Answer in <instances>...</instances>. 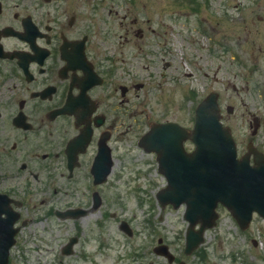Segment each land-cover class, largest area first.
Returning a JSON list of instances; mask_svg holds the SVG:
<instances>
[{
  "label": "rangeland",
  "instance_id": "rangeland-1",
  "mask_svg": "<svg viewBox=\"0 0 264 264\" xmlns=\"http://www.w3.org/2000/svg\"><path fill=\"white\" fill-rule=\"evenodd\" d=\"M89 2L97 3L98 10L90 13ZM77 4L83 6L82 16L97 23L94 42L101 55L126 59L130 82L136 85L133 130H118L109 180L113 188L103 191L106 204L75 223L55 219L53 224L39 210L36 222L23 230L20 259L12 264H168L152 252L159 239L175 256L174 264H264V219L253 217L241 231L225 210L206 231L203 245L185 256L184 206H160L156 194L165 179L155 156L137 145L151 123L175 122L191 129L196 106L214 92L239 156L249 142L264 153V0ZM253 117L260 125L254 134ZM122 221L132 236L120 230ZM75 228L83 233L72 255L64 256L62 247Z\"/></svg>",
  "mask_w": 264,
  "mask_h": 264
},
{
  "label": "flooded vegetation",
  "instance_id": "flooded-vegetation-1",
  "mask_svg": "<svg viewBox=\"0 0 264 264\" xmlns=\"http://www.w3.org/2000/svg\"><path fill=\"white\" fill-rule=\"evenodd\" d=\"M77 1L0 0V258L6 254L7 264L20 259L23 230L39 210L46 221L75 223L106 204L118 130L132 129L136 85L126 59L101 55L97 23ZM79 228L62 254L72 255Z\"/></svg>",
  "mask_w": 264,
  "mask_h": 264
},
{
  "label": "water",
  "instance_id": "water-1",
  "mask_svg": "<svg viewBox=\"0 0 264 264\" xmlns=\"http://www.w3.org/2000/svg\"><path fill=\"white\" fill-rule=\"evenodd\" d=\"M221 118L218 95L212 93L197 106L192 130L176 123L152 124L138 142L146 152L156 154L158 171L167 181V187L157 195L160 204L186 206V255L202 244L204 231L215 225L218 203L230 212L241 230L249 226L254 214L264 219V154L249 143L247 153L238 158L231 131ZM258 125L254 119L253 134ZM187 141L194 145L190 153L184 147ZM154 252L173 261L165 246ZM5 255L0 264H6Z\"/></svg>",
  "mask_w": 264,
  "mask_h": 264
}]
</instances>
